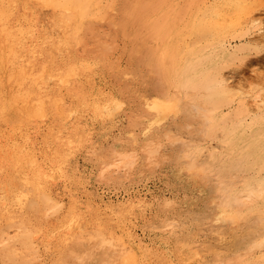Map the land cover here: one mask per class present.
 <instances>
[{
  "label": "rangeland",
  "instance_id": "1",
  "mask_svg": "<svg viewBox=\"0 0 264 264\" xmlns=\"http://www.w3.org/2000/svg\"><path fill=\"white\" fill-rule=\"evenodd\" d=\"M234 1L0 0V264H264V0L202 26Z\"/></svg>",
  "mask_w": 264,
  "mask_h": 264
},
{
  "label": "bare ground",
  "instance_id": "2",
  "mask_svg": "<svg viewBox=\"0 0 264 264\" xmlns=\"http://www.w3.org/2000/svg\"><path fill=\"white\" fill-rule=\"evenodd\" d=\"M81 1H83V0H53V4H58L60 7H61V9H62V12H60V14H58L57 15V18H62V15L63 14H68L69 15V17H73L72 15L73 14H76V13H81L82 12V14H85V13H87L88 12V10L92 7V5L93 4H95V0H88V1H86V2H83V3H81ZM87 3V4H86ZM244 3V2H243ZM234 4V11H237V9H239L240 8V6H242L240 3H239V1L238 0H236V1H234V3H221V4H219L218 6H217V15L216 16H214V17H211L210 16V18L208 19V21H206V22H204V25H202L205 29H207L208 27H214L215 25H217V23L219 22V18H218V16H220L222 13H224L227 9H229V8H232V5ZM225 10V11H224ZM229 10H231V9H229ZM224 11V12H223ZM227 12V11H226ZM225 12V13H226ZM227 13H230L229 11L227 12ZM234 14V13H233ZM222 16V15H221ZM191 21V20H190ZM190 21H189V23H190ZM175 22H177V21H175ZM180 23V22H179ZM192 23H193V20H192ZM178 24V23H177ZM186 24H187V22H186ZM191 24V23H190ZM193 25H194V23H193ZM170 26H171V23H170ZM176 26V25H175ZM226 26H228L227 24L225 25V27ZM230 26V25H229ZM185 27V26H184ZM194 26H192V30H194V28H193ZM198 27V26H197ZM216 27V26H215ZM214 27V28H215ZM222 27V26H221ZM225 27L223 26L222 27V29H225ZM189 28H190V26H188V30H189ZM199 28V27H198ZM229 28V27H228ZM164 29V28H163ZM178 29V26H177V28H175V27H173V26H171L169 29H168V32H167V34H164L163 36H162V40H164V43H163V45L161 46V48L159 49L160 51H162L163 53H167L168 55H171L173 52H175L176 51V49L179 47V44H182V43H180V42H182V41H180V40H182V39H180L181 38V36L180 37H178V35L176 34V30ZM191 29L189 30V32L191 31ZM221 29V30H222ZM187 30V29H186ZM188 30H187V34H190V33H188ZM197 30H199V29H197ZM218 30V29H217ZM221 30H219L220 32H223V30L221 31ZM227 30V29H226ZM195 31H196V27H195ZM182 32H184V31H181L180 33H182ZM184 32V33H185ZM215 32V31H214ZM218 34H219V32H218ZM180 35V34H179ZM183 36V35H182ZM12 37V39L14 40V37L13 36H11ZM170 39V41H172L173 40V42L172 43H170V44H167V42H166V40H169ZM12 40V41H13ZM169 43V42H168ZM191 43H193V42H191ZM190 43V44H191ZM214 45H215V42H212ZM212 43L210 44V45H212ZM194 44H196V41H195V43H193V45ZM207 44V43H206ZM189 45V44H188ZM187 45V46H188ZM186 46V45H185ZM204 46V45H203ZM206 46V45H205ZM180 47H181V45H180ZM180 47H179V49H180ZM188 47H192V46H188ZM196 47V46H195ZM202 47V46H201ZM212 47V46H211ZM216 48H218V47H216ZM185 49V48H184ZM189 49V48H188ZM211 49V48H210ZM194 50V49H193ZM192 50V51H193ZM195 50H196V48H195ZM212 50H213V48H212ZM218 50V49H217ZM216 50V51H217ZM204 50H202V52H203ZM180 52V51H179ZM195 52V51H194ZM209 52V51H208ZM210 52H212L211 50H210ZM214 53V52H213ZM212 53V54H213ZM186 54H187V52H186ZM185 54V55H186ZM198 54V53H197ZM203 54V53H202ZM223 54V53H222ZM221 54V55H222ZM175 55V54H174ZM188 55V54H187ZM186 55V56H187ZM204 55H205V59L207 60L208 58H209V54L208 53H204ZM214 55V54H213ZM224 55V54H223ZM176 56V55H175ZM183 56V55H182ZM193 56V55H192ZM198 56V55H197ZM167 57V56H166ZM181 57V56H180ZM196 57V56H195ZM200 58H201V56H200ZM204 58V57H203ZM202 58V59H203ZM218 58V57H217ZM185 59H186V57H185ZM185 59H183V60H185ZM195 59V58H194ZM194 59H192V57L190 56V53H189V58L187 59V61H185V62H187L186 63V65H185V67L184 66H182V68L184 67V69L182 70V73H180L179 75V78H178V80H176L177 82L178 81H180V82H176V84L177 85H181V87H185V88H188V87H193V86H197L198 84H200V82H199V79H197L196 78V76H194V75H192V73H190V71H191V69L192 68H196L197 67V62H196V60H194ZM197 59H199V58H197ZM201 59V60H202ZM167 60V59H166ZM175 60H176V58H175ZM213 60H214V58H213ZM162 61H165V59H163ZM198 61V60H197ZM203 62H205V60L203 61ZM173 63H175V62H173ZM210 63H212V61L210 62ZM171 64V63H170ZM183 63H181V65H182ZM185 64V63H184ZM207 64V63H206ZM213 64H216L217 65V63H213ZM212 64V65H213ZM165 65H168V63H166V61H165V63H164V66ZM208 65V64H207ZM210 65V64H209ZM211 65V66H212ZM161 66H163V65H161ZM174 66H175V64H174ZM174 66H173V69H174ZM215 66V65H214ZM166 67V66H165ZM202 67V66H201ZM210 67V66H209ZM177 68H179V67H177ZM181 68V67H180ZM179 68V69H180ZM198 68H199V66H198ZM212 68V67H211ZM169 69H170V67H169ZM206 69H208L207 67H206ZM214 69H216V68H214ZM181 70V69H180ZM202 70V69H201ZM170 71H171V74H172V70L170 69ZM179 71V70H178ZM214 71H216V70H214ZM219 71V69H218V67H217V71L216 72H218ZM165 72V71H164ZM175 72V71H174ZM168 74V73H167ZM175 74H176V72H175ZM199 76H200V80L202 79V81H205V82H209L210 81V79L212 78V75H211V71H209V72H207V71H200V72H198L197 73ZM169 75H170V73H169ZM168 75V76H169ZM168 76H166V77H168ZM172 76V75H171ZM164 77V76H163ZM165 77V78H166ZM175 77V76H174ZM173 77V78H174ZM178 77V74L176 75V77L175 78H177ZM217 78H219V77H217ZM216 78V79H217ZM167 79V78H166ZM169 79H172V78H169ZM180 79V80H179ZM174 80V79H173ZM214 82V81H213ZM212 82V83H213ZM221 82H223L222 80H221ZM203 83V82H202ZM216 83V82H215ZM214 83V84H215ZM224 83V82H223ZM223 83H221V86H224V84ZM175 84V85H176ZM211 84V83H210ZM223 84V85H222ZM213 85V84H212ZM199 87V86H198ZM225 87V86H224ZM178 88H179V86H178ZM177 89V88H176ZM203 89V88H202ZM227 89V88H226ZM226 89H219V90H216L214 93H213V97L214 96H218L219 94H221L222 95V98L223 99H217L216 101L214 100V101H211V98H209V99H206V101L204 102V103H206L207 105V107H208V104H209V106L210 107H208L209 108V110L210 111H212L213 109H216V107H217V105H219V103H221L222 101H226L227 100V98H228V94L229 93H231V91L228 93L227 92V90ZM179 90V89H178ZM182 91H183V88L181 89ZM188 90V89H187ZM209 90V89H208ZM180 91V90H179ZM181 91V92H182ZM190 91H192L191 89H190ZM190 91H187V92H190ZM194 91V90H193ZM206 91V90H205ZM180 92V93H181ZM183 93V95H184V91L182 92ZM196 94H197V92H196ZM195 94V95H196ZM221 95H219V96H221ZM186 96V95H185ZM200 96H202V95H200ZM200 96H198V97H200ZM231 95L229 94V97H230ZM191 98H194V97H192V96H190ZM197 97V98H198ZM187 98V97H186ZM185 98V99H186ZM200 99H202V98H200ZM230 100V99H229ZM201 101V100H200ZM204 101V100H203ZM203 101H202V103H203ZM259 101V100H258ZM223 103V102H222ZM205 106V105H204ZM207 107H205L206 109H205V111L207 110ZM206 113V112H205ZM215 113V112H214ZM203 114V113H202ZM207 114V113H206ZM208 114H210V113H208ZM204 115V114H203ZM222 115V114H221ZM235 115V114H234ZM239 115V114H238ZM263 115V114H262ZM210 116V115H209ZM242 116V115H241ZM233 117V116H232ZM231 117V118H232ZM237 117V116H236ZM240 117V116H239ZM260 117V116H259ZM258 117V118H259ZM212 118V117H211ZM214 118V117H213ZM228 117H226V119H225V117H223V119L224 120H222V123H223V121H226V120H228L227 119ZM258 118H256V119H258ZM218 119V118H217ZM220 119H222V117L220 118ZM220 119H218V120H216V119H214L212 122V129L213 130H216V129H214V128H216L217 126H219V125H221L222 123H220ZM255 119H253V121H254ZM261 121V120H260ZM227 122V121H226ZM225 122V123H226ZM237 122V121H236ZM258 122V121H257ZM262 122V121H261ZM254 124V123H253ZM252 124V125H253ZM256 124H259V123H256ZM226 125V124H225ZM251 125V126H252ZM223 126H224V124H223ZM227 126V125H226ZM229 126V125H228ZM233 126V125H232ZM239 126H241V125H239ZM259 126H260V124H259ZM258 126V127H259ZM244 127H246V126H244ZM247 127H248V125H247ZM262 127V126H261ZM218 128H220V127H218ZM241 128V127H240ZM224 129H226V127H224ZM211 130V129H210ZM209 130V131H210ZM220 130V129H219ZM218 130V131H219ZM227 134L226 135H224L223 134V137H222V134H221V137H222V140L224 141V142H228L229 141V139H230V137H232V135L233 134H235L234 133V131L231 129V126L230 127H227ZM262 130V129H261ZM221 131V130H220ZM236 131V130H235ZM215 132V131H214ZM213 133V132H212ZM221 133H223V132H221ZM225 133V132H224ZM214 134V133H213ZM239 134H241V133H239ZM238 133H237V135H239ZM216 135V134H215ZM251 135H253V133L251 134ZM264 135V134H263ZM208 136H209V134H208ZM235 136V135H234ZM240 136V135H239ZM239 136H238V138H239ZM260 136V135H259ZM248 137H250V135L248 136ZM261 137H262V134H261ZM236 138V137H235ZM237 138V139H238ZM244 138V137H243ZM242 138V139H243ZM256 138V137H255ZM263 138H264V136H263ZM247 139V138H246ZM251 139H254V138H251ZM250 139V140H251ZM257 139H259V138H257ZM256 139V140H257ZM262 139V138H261ZM234 140V139H233ZM232 140V141H233ZM241 140V139H240ZM249 140V139H248ZM231 141V142H232ZM243 141V140H242ZM253 141H255V140H252L251 141V143L253 142ZM236 142H238V141H236ZM259 142V141H258ZM261 142V141H260ZM239 143V142H238ZM257 143V142H256ZM256 143H254V144H256ZM263 143V142H262ZM222 145H225V144H223V143H221ZM230 144V143H229ZM228 144V145H229ZM237 143H235V145H236ZM246 144V143H245ZM253 144V145H254ZM258 144V143H257ZM232 145V144H231ZM230 145V146H231ZM242 146V145H241ZM240 146V147H241ZM256 146V145H255ZM222 147H224V146H222ZM238 147V146H237ZM236 147V148H237ZM251 147H253V146H251ZM250 147V145L249 144H247V145H245L243 148H241L240 150H239V153L238 154H240V156L242 157L241 158V160L242 159H248L249 158V156H252V155H256V153H255V151L253 150L254 149V147H253V149ZM225 148V147H224ZM256 148V147H255ZM261 148V147H260ZM263 149V148H262ZM228 150V149H227ZM235 150V149H234ZM260 150V149H259ZM236 151V150H235ZM234 151V152H235ZM258 151V150H257ZM233 152V151H232ZM230 153H231V151H230ZM236 153V154H237ZM259 153H260V151H259ZM226 154V153H225ZM237 154V155H238ZM237 155H236V157H237ZM254 155V156H255ZM230 156V155H229ZM229 156H228V154H227V157L229 158ZM239 156V157H240ZM258 156H259V154H258ZM257 157V156H256ZM261 157V156H260ZM252 158H255V157H252ZM238 159V158H237ZM237 159H236V161H237ZM262 159H263V154H262ZM228 160V159H227ZM256 160H258L259 162H260V160L261 159H259V157H258V159H256L255 158V162H254V164L256 165ZM231 162H232V160H230ZM250 162H251V160H249ZM248 160L247 161H245V164H253V163H250ZM252 161H254V160H252ZM243 162V161H242ZM242 162H240V163H242ZM247 162V163H246ZM262 162V161H261ZM236 163V162H235ZM234 163V164H235ZM238 163V162H237ZM263 163V162H262ZM231 164V163H230ZM233 164V165H234ZM243 164H244V162H243ZM243 164H242V166H243ZM233 165H230V167L231 166H233ZM237 165V164H236ZM258 165H259V163H258ZM257 165V166H258ZM264 165V164H263ZM238 166V165H237ZM240 166V165H239ZM246 166V165H245ZM252 166V168H254V166L253 165H251ZM260 166V165H259ZM235 167V166H234ZM233 167V168H234ZM241 167V166H240ZM242 168H244L245 169V167H242ZM262 168V167H261ZM251 169V168H250ZM249 169V170H250ZM258 169H259V167H258ZM263 169V168H262ZM254 170V169H253ZM252 170V171H253ZM255 170H257V168H255ZM254 170V171H255ZM258 171V170H257ZM251 172V171H250ZM263 172V171H262ZM22 174V173H21ZM24 174V173H23ZM252 174H254V173H252ZM251 174V175H252ZM249 175H250V173H249ZM264 175V174H263ZM247 177H248V175H246ZM250 177V176H249ZM248 179V178H247ZM263 179V178H262ZM264 180V179H263ZM252 181V180H251ZM257 181H258V179H257ZM244 182V181H243ZM252 183V182H251ZM250 183V184H251ZM263 183V182H262ZM254 184H258V182L256 183H254ZM264 184V183H263ZM262 184V186H264ZM242 185H243V183H242ZM260 187L259 186V184L258 185H253V186H250V185H246V187H245V189H247V190H249V191H251L250 193H256V192H259V191H262L263 193H264V187ZM263 195V194H262ZM49 198V197H48ZM263 200H264V196H263ZM33 205V204H32ZM35 205V204H34ZM34 205H33V207H34ZM32 207V206H31ZM33 207H32V209H33ZM260 211H262L263 212V214H264V209H261ZM24 234V233H23ZM26 234V233H25ZM24 234V235H25ZM28 234V233H27ZM29 235V234H28ZM100 235V234H99ZM28 238V237H27ZM24 240V239H23ZM29 240V239H28ZM26 242V241H25ZM29 242V241H28ZM261 242L259 241V244H260ZM77 245H78V243H77ZM80 245V244H79ZM256 245V244H255ZM76 246V245H75ZM81 246V245H80ZM9 249V248H8ZM77 250H78V247H77ZM76 251V250H75ZM79 251H81L80 249H79ZM7 255V254H6ZM82 257V256H81ZM6 260V259H5ZM8 261V260H7ZM71 261H73L72 259H71ZM26 261H24L23 262V264L25 263ZM76 262V261H75ZM8 263V262H7Z\"/></svg>",
  "mask_w": 264,
  "mask_h": 264
}]
</instances>
